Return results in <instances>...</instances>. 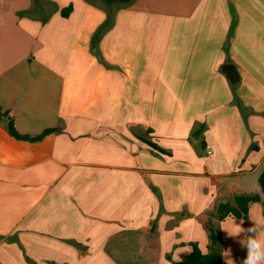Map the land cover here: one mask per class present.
I'll list each match as a JSON object with an SVG mask.
<instances>
[{
  "label": "crops",
  "instance_id": "0c3cea01",
  "mask_svg": "<svg viewBox=\"0 0 264 264\" xmlns=\"http://www.w3.org/2000/svg\"><path fill=\"white\" fill-rule=\"evenodd\" d=\"M0 107L55 128L16 139L0 114V264H174L207 251L209 217L242 264L264 221V0H0ZM239 193L260 199L217 219Z\"/></svg>",
  "mask_w": 264,
  "mask_h": 264
},
{
  "label": "trees",
  "instance_id": "16d2710c",
  "mask_svg": "<svg viewBox=\"0 0 264 264\" xmlns=\"http://www.w3.org/2000/svg\"><path fill=\"white\" fill-rule=\"evenodd\" d=\"M38 0H34L36 3ZM124 1H131V0H124ZM70 10V6L63 8L61 13L65 16L67 12ZM111 26V16L108 15L106 19L99 25L95 34H101L102 32L106 31ZM0 114L1 116L6 117V129L13 137L16 139L21 140H28V141H35L43 137L46 133L54 130V127L45 128L40 133L35 135H29L26 133L19 132L14 125L12 117L8 116L5 111L1 110L0 107ZM202 125H200L197 129L193 131L194 135H198L201 131ZM142 141L148 144L152 150H156L159 153L170 155V152L160 147L155 142L151 141L150 139H146L143 137H139ZM201 144H203V140H201ZM257 182L259 184V188L261 193L264 194V165L259 172ZM260 195L259 193H239L236 194L233 198L232 202H220L215 210V215L217 219L221 220L227 215H233L236 217L245 218L248 212V206L251 202L259 201ZM207 230H208V238L209 243L207 246V251L203 252L197 243L191 242V250L188 254H186L182 259L175 261L174 264H220L221 262V251L223 240L218 234L217 227L212 223L210 217L206 221Z\"/></svg>",
  "mask_w": 264,
  "mask_h": 264
},
{
  "label": "clouds",
  "instance_id": "9594fccd",
  "mask_svg": "<svg viewBox=\"0 0 264 264\" xmlns=\"http://www.w3.org/2000/svg\"><path fill=\"white\" fill-rule=\"evenodd\" d=\"M234 220L235 218L232 220L233 230L231 232L224 229L231 236H237L242 231H245L238 224L234 223ZM253 221V226L246 230L247 233H252V235H247L241 241L242 246L247 249V255L242 264H264V221ZM224 254L226 255L227 253Z\"/></svg>",
  "mask_w": 264,
  "mask_h": 264
},
{
  "label": "water",
  "instance_id": "95a60500",
  "mask_svg": "<svg viewBox=\"0 0 264 264\" xmlns=\"http://www.w3.org/2000/svg\"><path fill=\"white\" fill-rule=\"evenodd\" d=\"M222 71L225 76L229 79L230 82H235L238 79V73L235 69V66L232 63H225L222 66Z\"/></svg>",
  "mask_w": 264,
  "mask_h": 264
},
{
  "label": "rangeland",
  "instance_id": "374dc122",
  "mask_svg": "<svg viewBox=\"0 0 264 264\" xmlns=\"http://www.w3.org/2000/svg\"><path fill=\"white\" fill-rule=\"evenodd\" d=\"M254 180H255V183H256V185H257V188H258V182H257L256 178H255ZM258 189H259V188H258Z\"/></svg>",
  "mask_w": 264,
  "mask_h": 264
}]
</instances>
